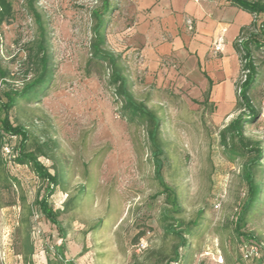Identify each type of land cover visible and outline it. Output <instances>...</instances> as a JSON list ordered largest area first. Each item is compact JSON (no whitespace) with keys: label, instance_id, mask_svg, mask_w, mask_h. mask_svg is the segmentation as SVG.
I'll use <instances>...</instances> for the list:
<instances>
[{"label":"rangeland","instance_id":"1","mask_svg":"<svg viewBox=\"0 0 264 264\" xmlns=\"http://www.w3.org/2000/svg\"><path fill=\"white\" fill-rule=\"evenodd\" d=\"M8 1L11 17L0 21V71L7 73L6 79L0 76V92L20 89L35 73L38 29L28 0ZM97 5V0L35 4L47 32L53 80L38 98L18 101L10 120L28 132L30 151L46 145V156L38 160L58 178L49 203L60 212L61 233L37 215L34 200L41 181L29 166L8 164L0 151V264H48L58 245L73 264H168L179 244L167 233L169 227L181 231L188 243L178 250L181 264H257L243 258V240L232 224L244 195L243 166L251 154L229 138L223 147L220 139L222 129L240 113L236 95L227 100V108L234 106L231 111L222 113L204 95L196 98L167 75L147 81L132 68L123 69L133 98L160 120L159 181L146 124L121 118L106 66L87 68L89 13ZM253 58L259 76L249 95L250 120L257 114L264 51L254 52ZM240 69L236 85L242 80ZM244 137L264 149L258 118L245 125ZM259 162L257 178L264 185V160ZM244 230L264 251V201L247 216Z\"/></svg>","mask_w":264,"mask_h":264},{"label":"trees","instance_id":"2","mask_svg":"<svg viewBox=\"0 0 264 264\" xmlns=\"http://www.w3.org/2000/svg\"><path fill=\"white\" fill-rule=\"evenodd\" d=\"M232 6L256 16V20L248 28L241 30L238 43L235 42L234 50L241 63L240 74L244 73V80L236 85V109L240 112L232 119L220 132L221 144L226 146L227 138L235 140L242 151L251 154L243 166L242 179L244 183V195L240 201L237 213L233 221V231L235 236L241 241V247L244 244H255L260 248V257L256 259L257 264H262L264 260V251L258 245L257 240L251 233L245 232L246 218L256 207L264 201V185L257 178V172L261 168V162L264 160V149L259 142L251 141L244 137V127L251 124L258 118L256 116L250 120L253 110L252 101L249 97L253 87H257L259 76V67L255 64L253 53L264 51V0H227ZM37 0H28V8L33 14L38 29V38L34 46V76L33 79L25 83L20 89L7 87L0 92V151L4 145L12 148L14 158L11 162L15 166H29L33 174L41 181L42 189L36 193L34 205L37 209V215L42 217L59 233L61 226L58 221L59 211H54L49 203V198L53 194L54 188L59 184L55 173H51L45 168L39 157L46 154L43 147L38 146L35 151H30L26 147L28 132L21 126H15L10 120V111L16 106L18 101L30 102L38 98L53 80L54 67L50 54V47L47 38L45 25L42 17L35 9ZM97 7L91 9L89 16L92 21L91 40L89 44V59L87 68L90 66H106L108 72L107 84L112 89V95L117 103L120 104V116L129 123L140 121L146 124V136L153 148V169L154 174L159 181L161 180V170L163 167L162 149L158 142V133L160 129V120L149 110L143 102L136 101L130 91V85L127 78L123 75L121 58L106 47V30L110 18L116 8L111 0H97ZM11 4L8 0H0V21L3 18L11 17ZM88 71V69H87ZM2 79H6L7 73L0 71ZM256 89V88H255ZM209 92L204 94L205 102L208 100ZM2 164V163H0ZM166 192L169 191L164 187ZM170 203L177 206L176 198L170 194ZM200 215L201 212H198ZM195 225V223H194ZM168 234L178 237L179 244L175 251L174 258L168 264H181L183 255L178 250L186 249L188 243L181 235V231H174V227H169ZM64 236L63 234H60ZM54 262L48 264H73L72 261H66L62 253L61 245L53 247ZM253 260V259H251Z\"/></svg>","mask_w":264,"mask_h":264},{"label":"crops","instance_id":"3","mask_svg":"<svg viewBox=\"0 0 264 264\" xmlns=\"http://www.w3.org/2000/svg\"><path fill=\"white\" fill-rule=\"evenodd\" d=\"M114 4L106 44L125 70L132 68L147 81L167 75L196 98L209 92L208 102L217 111H231L234 106L227 108V100L236 95L235 74L241 66L233 46L241 30L254 22L253 15L227 0H114ZM223 27V48L215 52Z\"/></svg>","mask_w":264,"mask_h":264},{"label":"built area","instance_id":"4","mask_svg":"<svg viewBox=\"0 0 264 264\" xmlns=\"http://www.w3.org/2000/svg\"><path fill=\"white\" fill-rule=\"evenodd\" d=\"M254 16V15H253ZM256 20V16H254V21ZM186 27L188 30H191V22L187 21L186 22ZM226 32V29L223 27L220 31V35L216 38L215 43H214V51L219 52L223 48V36ZM240 41H238L239 43ZM244 80V73H242V80ZM258 122L260 123L261 127L264 129V78L260 86V99L258 103ZM2 153L4 154L5 157H7L8 161H11L12 158H14V153L12 151V148L9 146L4 145L2 147ZM12 164V163H8ZM242 256L245 260L248 259H259L260 257V248L255 245V244H244L242 246Z\"/></svg>","mask_w":264,"mask_h":264}]
</instances>
